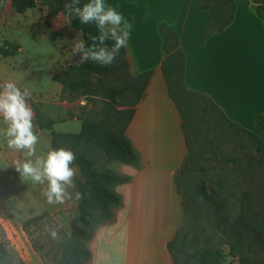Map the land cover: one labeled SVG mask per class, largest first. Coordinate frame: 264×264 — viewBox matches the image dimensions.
Wrapping results in <instances>:
<instances>
[{
    "label": "rangeland",
    "instance_id": "1",
    "mask_svg": "<svg viewBox=\"0 0 264 264\" xmlns=\"http://www.w3.org/2000/svg\"><path fill=\"white\" fill-rule=\"evenodd\" d=\"M255 2L258 4L255 8L264 5V0ZM67 22L58 13L53 16L43 3L16 14L10 0H5L0 12V45L14 41L21 46L13 57L0 56V84L11 80L21 89L30 90L29 103L34 116L38 112L54 122L51 131L36 127L40 138L37 155L52 149V133H77L83 120H98L107 114L115 116L117 111L127 109L138 95L114 73L91 74L89 92H73L52 80L53 76L67 81L79 79L77 70L82 63L78 54H72V47L78 39H83L66 36ZM109 67L114 69L115 61ZM110 87L123 90V95L114 103L106 96V89ZM175 93L183 105V94L179 90ZM194 120L198 134L195 149L202 157L199 164L204 170L193 182L205 181L216 190L218 212L201 219L198 231L190 229L184 242H175L173 257L177 264H199L190 261L187 255L208 247L221 252L218 264H240L243 257L264 264V126L257 127L251 138L226 128L215 113L198 111ZM16 159H22V154L9 150L0 138V264H53L78 216L77 182L83 180L82 175L73 165L77 175L75 188L68 189L71 198L63 204H49L44 195L47 185L21 178L11 165ZM93 160L98 169L105 167L120 176L129 173L119 163H105L101 154H94ZM113 189L121 196V203L112 210L109 221L96 227L87 244L91 257L86 264H136L138 261L132 255L134 240L132 244L131 240L136 238V245L142 232L130 217L134 203L126 200L125 185ZM181 202L177 195L172 208L174 214L169 219L174 225L172 237L192 221L184 217ZM46 227L58 231L56 239L51 238Z\"/></svg>",
    "mask_w": 264,
    "mask_h": 264
},
{
    "label": "crops",
    "instance_id": "2",
    "mask_svg": "<svg viewBox=\"0 0 264 264\" xmlns=\"http://www.w3.org/2000/svg\"><path fill=\"white\" fill-rule=\"evenodd\" d=\"M232 1L231 24L201 45L208 13L196 8L195 0H105L133 24L125 47L129 74L151 72L125 130L139 166L119 163L129 170L124 175L128 183L121 185L126 186V200L134 203L130 217L142 232L136 245L137 239L131 240L136 264H175L166 247L175 236L169 221L178 195L173 177L187 155L181 119L161 70L164 53L158 25L164 23L177 34L187 91L208 97L226 119L249 132L256 127L255 118L264 114L263 22L252 0ZM64 29L66 36L82 38L69 22Z\"/></svg>",
    "mask_w": 264,
    "mask_h": 264
},
{
    "label": "trees",
    "instance_id": "3",
    "mask_svg": "<svg viewBox=\"0 0 264 264\" xmlns=\"http://www.w3.org/2000/svg\"><path fill=\"white\" fill-rule=\"evenodd\" d=\"M70 0H10L11 8L16 14H23L29 9L35 8L38 3L47 5L53 16L57 13L65 15L70 26L79 31L82 35L85 46H90L93 41L92 36L100 35L96 25L82 24L78 18L70 19L65 11L64 5ZM88 0H80V6ZM253 3L257 4L255 0ZM5 0H0V12ZM258 5V4H257ZM260 5V4H259ZM195 6L199 10L206 11L208 18L199 38L202 45L211 35L221 33L227 28L234 18L235 4L232 0H195ZM260 10L261 12L257 11ZM256 14L263 22L264 28V5L255 8ZM158 31L162 38V51L164 59L162 62V73L167 83L169 97L175 104L181 119V130L184 135L187 155L173 177L176 193L180 195L182 211L185 218H190L191 224L184 227V231L167 244V250L173 257L174 244L177 241L184 242L191 230L198 231L199 221L216 215L218 212L215 201L216 190L205 181L194 183L196 178L204 168L199 164L201 156L197 154L195 142L197 140V128L193 122L196 112L202 114L215 113L220 123H224L226 128H232L236 133L254 137L253 131L243 130L225 118L222 111L208 97L187 91L183 84L184 57L179 50L178 37L171 27L164 23L158 25ZM105 43L111 47L114 43L107 40ZM20 44L14 41H4L0 45V56L2 58L13 57L20 49ZM176 57V58H175ZM77 73L79 79L72 81L58 79L53 76L52 80L58 82L70 91L89 92L91 90L89 77L91 74L109 75L114 73L119 80L125 81L133 93H137L133 101L129 102L128 108L119 110L115 116L105 115L98 120H83L80 130L77 133H52L51 148L70 149L76 155L75 164L82 175L83 180L77 182L79 199V211L77 218L72 222L70 234L63 243L62 250L53 264H86L91 253L87 244L91 241L97 226L107 222L112 217V210L121 203V196L114 191V187L128 183L129 178L120 176L108 168H96L93 160L94 154H101L105 163H122L136 168L139 166V157L132 147L129 139L125 136V130L134 114V106L140 101L145 87L151 77V72H146L139 76H131L128 71L125 48L120 50V54L115 59V68L100 66L89 60L78 66ZM175 81L172 82V78ZM175 90L183 94L184 103L181 104L176 96ZM123 95L121 88L110 87L106 89V96L111 102H115L117 97ZM195 98V100H192ZM256 127L264 126V114L255 118ZM35 125L40 130L51 131L54 122L46 120L40 113L35 114ZM197 197L194 199L193 197ZM240 240V234L236 236ZM232 249H235L232 247ZM222 257L221 252L203 247L194 250L187 255L190 261L199 264H218ZM174 263L177 264L173 257ZM240 264H258L256 261L243 257Z\"/></svg>",
    "mask_w": 264,
    "mask_h": 264
},
{
    "label": "clouds",
    "instance_id": "4",
    "mask_svg": "<svg viewBox=\"0 0 264 264\" xmlns=\"http://www.w3.org/2000/svg\"><path fill=\"white\" fill-rule=\"evenodd\" d=\"M70 19L78 18L82 24L94 23L100 33L92 36L93 43L85 46L78 39L72 47V54L79 55V62L89 60L100 66L111 65L120 54L122 48L127 47L133 24L115 7L105 0H88L80 6V0H70L64 5ZM114 43L109 47L105 41ZM31 91L21 89L14 81L0 84V138L6 147L22 154V159H16L13 164L15 170L24 180L34 184L47 185L44 195L49 204H63L71 198L69 188H75L74 179L77 169L73 167L76 155L70 149L56 148L46 154L37 155L39 136L34 123V111L29 103ZM81 194L76 193L80 199ZM51 238L56 239L58 231L47 228Z\"/></svg>",
    "mask_w": 264,
    "mask_h": 264
}]
</instances>
